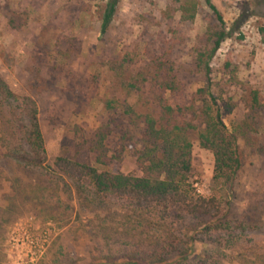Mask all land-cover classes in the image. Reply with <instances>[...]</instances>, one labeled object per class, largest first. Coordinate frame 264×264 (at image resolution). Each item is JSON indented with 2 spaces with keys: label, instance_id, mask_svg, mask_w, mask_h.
<instances>
[{
  "label": "rangeland",
  "instance_id": "1",
  "mask_svg": "<svg viewBox=\"0 0 264 264\" xmlns=\"http://www.w3.org/2000/svg\"><path fill=\"white\" fill-rule=\"evenodd\" d=\"M107 2L0 0V78L17 97L0 101V264H153L149 257L163 250L162 225L146 223L124 203L85 197L55 162L77 153L75 127L89 138L112 127L111 165L97 168L140 176L137 140L127 136L126 147L118 145L130 125L124 106L157 111L146 100L148 84L139 91L132 79L150 82L160 64L181 84L166 94L169 104H189L210 89L205 100L237 137L241 168L223 232L194 243L187 259L171 253L155 264H264V0H211L230 36L210 62L209 88L198 55L213 47L219 23L205 0H119L102 34ZM191 10L194 21L185 20ZM27 98L38 108L44 170L19 158L20 103ZM193 143L192 182L207 197L217 190L215 158Z\"/></svg>",
  "mask_w": 264,
  "mask_h": 264
},
{
  "label": "trees",
  "instance_id": "2",
  "mask_svg": "<svg viewBox=\"0 0 264 264\" xmlns=\"http://www.w3.org/2000/svg\"><path fill=\"white\" fill-rule=\"evenodd\" d=\"M219 23L218 31L212 34L210 41L213 47L198 55V68L206 76L208 88L211 84L210 62L219 51L222 43L230 36L221 14L213 6L211 0H205ZM119 0H108L101 22V33L106 34L117 10ZM185 16V20L194 21L195 12ZM245 19L239 21L244 23ZM264 37V28L261 30ZM150 82L134 78L133 88L144 91L148 84L147 95L151 104L158 106L157 111L149 108L139 113L134 107L124 106V115L130 125L125 134L119 135L118 145L125 148L127 136L137 140L136 165L140 176L113 173L97 168L108 167L112 127H105L92 137H87L79 127L73 132L79 141L77 153L73 158L59 157L55 162L57 172L67 175L75 181L77 190L85 197L100 201H117L124 203L132 214L144 218L152 224L157 220L162 225L165 241L161 252L149 257L150 263H167L169 254L188 258L194 243L206 244L213 235L222 233L228 217L227 201L234 197V180L241 168L238 153L237 137L229 135L221 118L218 107L205 100V92L212 99L211 92L200 90L189 104H169L166 94L174 92L181 84L178 77L171 78L160 64ZM141 81V82H140ZM139 83V84H138ZM142 87V88H141ZM201 98L198 103V96ZM16 101L17 97L0 78V101ZM253 107L258 105L255 93ZM107 109H114L108 103ZM22 123L19 134L23 142L19 158L26 166L46 167L47 153L38 120L36 103L27 98L20 103ZM133 129V130H132ZM135 137V138H134ZM194 139L201 148L210 151L215 158V170L212 179L216 187L210 196L199 194L192 182V153ZM93 160H87L89 156ZM93 161L94 166L91 165ZM97 165V166H96ZM138 219V218H137ZM220 221L219 225L214 223ZM229 224V222H228ZM167 246L168 249L165 248ZM168 250V252H167Z\"/></svg>",
  "mask_w": 264,
  "mask_h": 264
}]
</instances>
